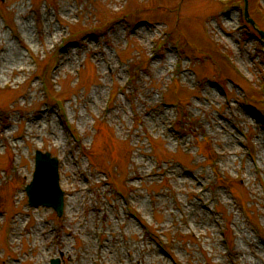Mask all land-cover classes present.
<instances>
[{"label": "rangeland", "instance_id": "1", "mask_svg": "<svg viewBox=\"0 0 264 264\" xmlns=\"http://www.w3.org/2000/svg\"><path fill=\"white\" fill-rule=\"evenodd\" d=\"M238 2L0 0V54L27 59L0 70V264H83L87 252V264L264 261V117L244 103L263 81L264 48ZM255 10L264 31V0H250ZM214 120L238 151L210 134ZM37 151L59 160L60 217L27 202Z\"/></svg>", "mask_w": 264, "mask_h": 264}, {"label": "bare ground", "instance_id": "2", "mask_svg": "<svg viewBox=\"0 0 264 264\" xmlns=\"http://www.w3.org/2000/svg\"><path fill=\"white\" fill-rule=\"evenodd\" d=\"M226 19H227L226 21L228 23L233 18L230 15H227ZM45 20L47 21L48 19H45ZM48 22H50V21H48ZM21 27L25 31L24 35L29 37L31 35V33L29 34V32H28V28H29L28 23L25 22V21H22L21 22ZM137 32L140 35L145 37V34H146L145 32L146 31H145L144 27L140 28ZM51 35H52V33H51ZM70 59H71V57H70L69 53H67L66 55H64V57L62 58L61 62L65 63V61H68ZM103 59H104V61H103L104 66H107V65L111 64L110 58L103 57ZM168 60H169L168 57H166L165 58V63H163V61L160 63V66H163L162 67L163 69H165ZM25 63H27V59H26V57L23 56V54L20 52L18 47H7L0 54V70L3 73H5L4 72V71H6L5 69H8V68H10L12 66H16V68H19V67H22L23 65H25ZM99 94L100 93H98V91L94 92V95H96L97 99H98V95ZM216 95L217 94H215V97H217ZM166 113H167L166 111H162L161 109L159 110V112L157 114V121L159 123H161V121H165V118L167 116ZM40 118H41L42 122H44V124H45L43 126L44 127L48 126L47 123H45V121L43 120V118L45 119L46 116L45 115L43 117L40 116ZM215 123H216V125H215ZM217 123H218V120H217V122H215V120H214L213 123L211 124V127H213V129L211 130L212 133H210V134L213 135V136H216V137H221L220 139L222 140V142H224L225 148L230 154L235 152V151H238V149L235 148L236 139H238V138H236L234 132L227 125L223 124L222 122H219L220 130H221V131L219 130L221 132L220 133L218 131V129L216 128ZM256 144H257L258 149L260 150L259 157L262 158V160L264 162V145L261 144V146H260V144H258V142H256ZM229 160H231L230 157L225 162L227 163ZM182 179H184V178H182ZM197 205L198 204H196L195 202H192V207H194V212L197 211ZM204 206H205V208H207V204L206 203H205ZM199 214H202V213L200 212ZM249 216H250V214H249ZM205 222L209 223L208 221H205ZM241 240L244 241V242H246V240H247L249 242V238L244 237L242 235V232L239 231V243L241 242ZM105 245H106L107 248H116L117 243L113 242V244H112L111 241H108L106 243L104 242V246ZM108 250H110V249H108ZM89 255H90V253L87 252V256H82L83 261H84L83 264H87V260L89 259ZM251 264H254V263H251ZM259 264H264V261L262 263H259Z\"/></svg>", "mask_w": 264, "mask_h": 264}, {"label": "water", "instance_id": "3", "mask_svg": "<svg viewBox=\"0 0 264 264\" xmlns=\"http://www.w3.org/2000/svg\"><path fill=\"white\" fill-rule=\"evenodd\" d=\"M245 15L247 9L245 7ZM29 195V202L32 205L42 203L53 206L58 214L62 213L63 191L58 183L57 159L50 157L48 152H36V167L31 183L26 187ZM53 264H58V260H53Z\"/></svg>", "mask_w": 264, "mask_h": 264}, {"label": "trees", "instance_id": "4", "mask_svg": "<svg viewBox=\"0 0 264 264\" xmlns=\"http://www.w3.org/2000/svg\"><path fill=\"white\" fill-rule=\"evenodd\" d=\"M176 104L178 103L177 101L175 102ZM177 106H178V104H177ZM184 117H185V115H184ZM211 151V150H210Z\"/></svg>", "mask_w": 264, "mask_h": 264}]
</instances>
